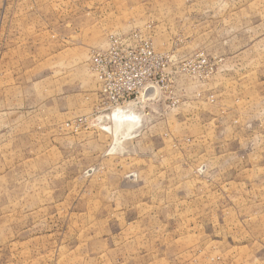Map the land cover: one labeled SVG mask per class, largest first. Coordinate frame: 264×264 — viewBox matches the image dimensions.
Masks as SVG:
<instances>
[{
	"label": "rangeland",
	"instance_id": "obj_1",
	"mask_svg": "<svg viewBox=\"0 0 264 264\" xmlns=\"http://www.w3.org/2000/svg\"><path fill=\"white\" fill-rule=\"evenodd\" d=\"M111 35L165 57L114 108ZM0 264H264V0H0Z\"/></svg>",
	"mask_w": 264,
	"mask_h": 264
},
{
	"label": "built area",
	"instance_id": "obj_2",
	"mask_svg": "<svg viewBox=\"0 0 264 264\" xmlns=\"http://www.w3.org/2000/svg\"><path fill=\"white\" fill-rule=\"evenodd\" d=\"M129 39L117 35L108 38L104 50L94 51L92 70L97 74L101 93L110 107H118L147 95L158 84L154 74L159 72L165 57L156 53L148 40L130 44ZM142 68L147 69L144 78Z\"/></svg>",
	"mask_w": 264,
	"mask_h": 264
},
{
	"label": "bare ground",
	"instance_id": "obj_3",
	"mask_svg": "<svg viewBox=\"0 0 264 264\" xmlns=\"http://www.w3.org/2000/svg\"><path fill=\"white\" fill-rule=\"evenodd\" d=\"M119 109H121V108H119ZM116 110H118V109H116ZM136 118L137 117L133 113L126 112L123 110H118L117 112H115L112 115V117L110 119V121H112L113 125H111L112 127L109 129L111 130V132L113 134H115L116 138L124 129H125V133H124L125 135L124 136L125 137L129 136L130 133L133 131V129H135V126L133 125L132 122L134 120H136Z\"/></svg>",
	"mask_w": 264,
	"mask_h": 264
}]
</instances>
